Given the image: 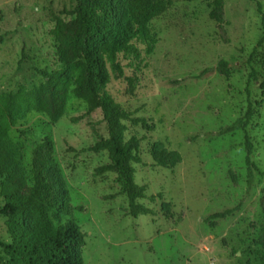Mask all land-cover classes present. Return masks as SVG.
<instances>
[{"label":"rangeland","instance_id":"obj_1","mask_svg":"<svg viewBox=\"0 0 264 264\" xmlns=\"http://www.w3.org/2000/svg\"><path fill=\"white\" fill-rule=\"evenodd\" d=\"M257 2L264 16V0H177L151 21L153 52L119 58L137 85L131 95L123 78L112 77L110 92L123 108L156 125L154 131L128 125L125 133L139 144L135 182L147 187V195L161 194L154 202L141 201L154 215H128L116 174H94L112 159L89 150L106 131L101 112H87L84 100L71 98L56 122L32 112L9 131L26 146L27 164L35 143L52 139L73 209L68 219L86 233L83 264H264V95L258 87L264 80V27ZM74 6L75 0H0V34L11 33L0 43V93L38 82L40 69L57 66L53 19ZM119 20L132 29L123 7ZM220 60L232 65L229 73L216 68ZM206 67L214 70L197 77ZM250 102L247 133L260 173L247 191L244 132L218 131L245 116ZM75 117L81 119L73 122ZM240 201L233 215L203 221ZM7 238L0 216V242Z\"/></svg>","mask_w":264,"mask_h":264},{"label":"trees","instance_id":"obj_2","mask_svg":"<svg viewBox=\"0 0 264 264\" xmlns=\"http://www.w3.org/2000/svg\"><path fill=\"white\" fill-rule=\"evenodd\" d=\"M177 0H75V6L54 16L51 35L55 43L57 66L51 71L40 69L41 79L15 90L0 93V216L5 218L8 241L0 242V264H83L82 250L86 233L68 219L72 207L63 186L61 169L54 158L53 141L44 136L30 151L13 138L9 131L32 112L45 115L56 122L64 116L71 98L84 100L87 112L98 110L105 123L106 136L89 146L93 153L107 152L112 162L95 168L97 176L113 172L117 176L120 191L127 199V213L131 217L154 215L153 208L141 201L151 202L161 194L147 195V187L135 182V164H141L138 140L125 137L128 125L141 126L154 131L151 118L136 115L121 106L110 92L112 77L127 82V93L133 94L137 85L134 75H126L120 64V56L139 58L150 55L157 43L151 21L166 12ZM193 1V0H190ZM123 7L132 29H125L119 20V8ZM258 11L264 16L260 4ZM10 32L0 34L2 43ZM261 40V39H260ZM259 40V41H260ZM24 52L17 68L24 59ZM216 68L229 73L232 65L218 61ZM140 69L139 63L134 65ZM214 70L206 67L197 77ZM72 71V72H71ZM250 76H255L251 71ZM258 87L264 95V80ZM261 101L255 105L261 106ZM254 110L250 102L245 116L223 126L218 134L241 130L244 132L245 166L249 191L255 176L260 173L252 154L253 145L247 133ZM81 117L72 118L78 122ZM22 135L25 132H21ZM158 165L164 162L156 160ZM240 201L233 207L216 211L204 218V222L225 219L238 211ZM264 209V207H263ZM263 238L259 241L264 245Z\"/></svg>","mask_w":264,"mask_h":264}]
</instances>
